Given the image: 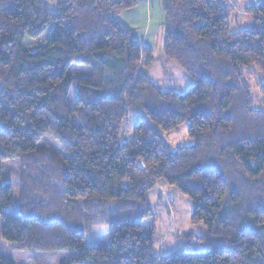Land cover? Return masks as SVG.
Returning a JSON list of instances; mask_svg holds the SVG:
<instances>
[{
	"label": "trees",
	"instance_id": "1",
	"mask_svg": "<svg viewBox=\"0 0 264 264\" xmlns=\"http://www.w3.org/2000/svg\"><path fill=\"white\" fill-rule=\"evenodd\" d=\"M136 1L0 0L2 239L40 258L72 252L62 264H264V0L245 8L252 26L237 32L223 0L160 1L163 58L191 79L185 94L151 81L152 49L111 19ZM47 31L42 49H23ZM135 110L148 122L123 141ZM184 123L190 146L172 149L157 133ZM46 134L62 160L36 148ZM14 159L16 215L1 166ZM161 180L192 203L208 251L155 255L141 226ZM95 222L108 225L107 247L85 244Z\"/></svg>",
	"mask_w": 264,
	"mask_h": 264
},
{
	"label": "rangeland",
	"instance_id": "2",
	"mask_svg": "<svg viewBox=\"0 0 264 264\" xmlns=\"http://www.w3.org/2000/svg\"><path fill=\"white\" fill-rule=\"evenodd\" d=\"M55 0H46L47 4L54 3ZM227 7L232 8V25L230 32L244 31V29L252 26V20L247 16L246 9L249 5L253 4L257 0H223ZM151 5L147 6L146 0H138V4L130 10L119 11L125 13L123 21L128 24H132L135 27V36L139 41L149 46L154 47L153 55L156 58L155 64L150 68V79L153 83L164 92L173 91L175 93L185 94L189 91L191 85V79H188L180 68L163 58L162 54V42H163V28L159 27L156 22L155 14L158 8L159 0H151ZM160 5V2H159ZM160 13L163 20V13L160 5ZM115 14V13H114ZM113 14V15H114ZM149 14V15H148ZM116 15V14H115ZM120 19V17H117ZM49 35V31L44 33L39 39H27L23 41V49L29 52L42 49L46 44V39ZM152 47V49H153ZM79 66H71L69 73L72 75L77 74ZM81 69V68H80ZM252 73L250 72V75ZM253 77V76H252ZM251 82V80H250ZM252 83V82H251ZM252 87V99L254 100V106L257 107L261 101L257 94L255 87ZM1 89V87H0ZM148 118L141 111L135 110L129 113V117L124 125V131L121 134V140H125L132 135L133 130L141 123H147ZM189 124L184 123L180 127L170 131V133H163L157 131L158 135L162 137L163 141L172 149H179L187 147L192 144V141L186 134ZM38 150H50L54 153H61L59 159H63L64 155L60 151L59 145L53 141L49 134L43 136L36 144ZM60 163V162H59ZM3 168L2 177L3 183L10 184L12 188V198L15 200V205L8 208V213L16 215L18 210V197L20 192L19 186V170L21 164L19 161H6L1 165ZM61 172V170H60ZM32 176V175H31ZM33 179L35 178L32 176ZM51 184L57 185V180L60 179L58 174L51 175ZM36 179V178H35ZM147 204L151 210V218L144 219L142 222V231L146 236L153 238V249L155 255H167L175 253V251H183L190 253L205 252L208 251L209 246L201 238L205 236V228L201 222L192 223V203L188 197L181 195L177 189L172 186H168L165 181L158 182L154 189L150 190L148 194ZM103 206L105 204H102ZM106 205L113 206L115 201L111 200L106 202ZM101 206L102 208H104ZM98 207L95 212H102V208ZM35 208V207H34ZM33 208V209H34ZM38 205L35 209H39ZM100 216V213H96ZM107 216L111 218L112 213H107ZM103 221V219H102ZM92 231L87 235L85 233V244L87 246H103L107 247L110 242L108 225L95 222L91 226ZM72 252H53L45 256L37 257L32 253L17 251L12 244L5 243L1 236V222H0V256L6 261H11L13 264H62Z\"/></svg>",
	"mask_w": 264,
	"mask_h": 264
},
{
	"label": "crops",
	"instance_id": "3",
	"mask_svg": "<svg viewBox=\"0 0 264 264\" xmlns=\"http://www.w3.org/2000/svg\"><path fill=\"white\" fill-rule=\"evenodd\" d=\"M141 1H144V0H141ZM161 0H159V2H160ZM136 2H138V0L136 1ZM146 2H147V6L149 5H151V0H146ZM159 2H158V7L156 6V8H158V10L156 11V13L157 14H155V16H156V22H157V24H158V26L160 25L161 26V28H163V20H162V17H161V13H160V5H161V2H160V5H159ZM138 4V3H137ZM161 9H162V7H161ZM117 13H119V12H115V14L113 15H111V19H113V20H116V21H118V22H121L124 26H127L130 30L132 29V30H134L135 31V26L134 25H130V24H128L127 22H125V21H123V17L124 16H127V14H126V12L125 13H120V15H117ZM164 14V13H163ZM149 15V14H148ZM117 17H120V19L119 18H117ZM163 17H164V15H163ZM159 26V27H160ZM138 39V38H137ZM140 42V45L141 46H143V45H145V46H147V47H150L151 49H152V47L153 46H151V45H147L146 44V42H142V41H139ZM152 51H154V47H153V49H152Z\"/></svg>",
	"mask_w": 264,
	"mask_h": 264
}]
</instances>
